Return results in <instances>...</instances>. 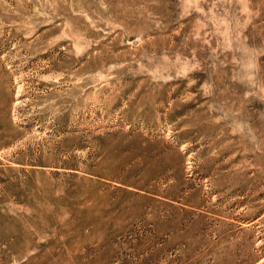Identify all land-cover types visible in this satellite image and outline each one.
<instances>
[{
    "label": "rangeland",
    "instance_id": "obj_1",
    "mask_svg": "<svg viewBox=\"0 0 264 264\" xmlns=\"http://www.w3.org/2000/svg\"><path fill=\"white\" fill-rule=\"evenodd\" d=\"M0 264H264V0H0Z\"/></svg>",
    "mask_w": 264,
    "mask_h": 264
}]
</instances>
